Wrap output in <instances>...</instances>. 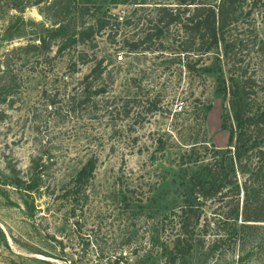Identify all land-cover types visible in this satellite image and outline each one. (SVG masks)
<instances>
[{
  "label": "rangeland",
  "instance_id": "obj_1",
  "mask_svg": "<svg viewBox=\"0 0 264 264\" xmlns=\"http://www.w3.org/2000/svg\"><path fill=\"white\" fill-rule=\"evenodd\" d=\"M96 1L99 11L84 15L79 28L96 27V18L104 12L118 17L95 29L92 39L59 50V40L52 37L57 25L53 10L27 6L0 14V51L37 37L49 41L47 48L31 49L24 58L46 57V63L26 61L23 66L28 79L35 77L24 99L13 101L12 107L0 104V169L7 159L25 168L40 150L45 161L65 156V162L59 159L52 168L74 169L89 149L97 146L99 151L87 197H37L40 211L34 216L27 214L18 192L0 183V228L7 239L0 245V264H169L174 226L167 214L180 203L183 184L209 159L212 147L222 151L229 143V132L220 125L221 115L229 111L228 87L239 80L238 71L264 77V7L252 16L244 15L245 9L238 12L205 53L182 51L177 39L183 32L175 27L161 38L160 47L133 52L125 41L144 37L152 30L157 7L175 5L176 0ZM78 49L89 56L75 71H68ZM99 58L105 66L99 80L107 91L95 106V117L81 107L73 112L74 100L68 101L63 93L74 92L72 87L78 88ZM63 73L67 88L56 77ZM43 88L62 99L58 108L47 104L50 96ZM143 95L157 102L148 120L143 113L134 116L135 107L126 112L128 97ZM57 170L55 176L60 177ZM202 258L197 250L174 264L211 263ZM224 264H232V259Z\"/></svg>",
  "mask_w": 264,
  "mask_h": 264
},
{
  "label": "trees",
  "instance_id": "obj_2",
  "mask_svg": "<svg viewBox=\"0 0 264 264\" xmlns=\"http://www.w3.org/2000/svg\"><path fill=\"white\" fill-rule=\"evenodd\" d=\"M113 2L126 4L144 1ZM96 3V0H0V14H7L12 9L23 11L27 6H35L39 11L53 10L57 25L52 29V37L59 40V50L92 39L95 29L118 17L102 11L104 14L96 18V27L89 24L79 28L85 22L84 15L94 16L99 11ZM263 7L264 0H176L175 5L158 6L152 30L142 38L125 41V45L128 51L133 52L139 48L156 49L163 45L161 38L171 35L170 28L175 27L183 32L177 39L182 51L195 50L202 54L219 42L220 34L238 18V12L245 9L244 15L252 16V12L260 11ZM186 10L191 11L185 15ZM12 15L15 16V13ZM48 46L49 41L37 37L25 44L6 46L0 51V104L6 102L12 107L13 101L24 99L28 85L35 77L33 75L28 79L29 74L23 66L27 62L32 64L40 60L46 63V57L43 60L37 57L33 61L24 58L28 57L27 52L31 49H45ZM88 56L87 51L78 49L67 65L68 71H75L77 65L84 63ZM101 63L102 58H99L82 76L78 88L75 85L72 87L74 92L64 91L63 95H67L68 101L74 100L76 104L73 112L81 107L86 113L92 112L90 117H95V106L107 91L105 84L99 80L105 67ZM238 72L239 80L233 81L234 85L227 90L230 94L229 111L221 115L220 122L221 127L229 132V143L222 151L212 147L209 159L183 184L180 203L167 214L174 226V234L168 241L169 264H174L178 258L185 259L197 250L202 254L204 263L224 264L232 259V264H264V77H256L254 73L247 74L246 71ZM56 77L61 87L67 88L68 76L63 73ZM41 91L50 96L47 101L49 106L59 107L56 103L61 98L57 100L56 94H47L46 88ZM152 98L147 95L128 97L127 104L131 105L126 110L127 114L135 107L134 116L143 113L144 119L148 120L147 115L157 108V102ZM127 104L124 103V107ZM2 112L0 110V117L3 116ZM43 154L42 150L33 154L25 168L7 159L6 170L0 169V183L20 194L30 216L40 211L35 200L43 195L85 199L88 183L99 159L97 146L92 147L80 159L78 167L69 169L63 166L64 169L59 171V168L52 166L59 159L61 163L65 162V156H50L45 161ZM55 169L60 172V177L55 176ZM50 177L56 181L48 182ZM7 200L15 205L8 197ZM6 240L0 228V245Z\"/></svg>",
  "mask_w": 264,
  "mask_h": 264
},
{
  "label": "built area",
  "instance_id": "obj_3",
  "mask_svg": "<svg viewBox=\"0 0 264 264\" xmlns=\"http://www.w3.org/2000/svg\"><path fill=\"white\" fill-rule=\"evenodd\" d=\"M177 107H178L179 109L182 108V104L179 103V104L177 105Z\"/></svg>",
  "mask_w": 264,
  "mask_h": 264
},
{
  "label": "crops",
  "instance_id": "obj_4",
  "mask_svg": "<svg viewBox=\"0 0 264 264\" xmlns=\"http://www.w3.org/2000/svg\"><path fill=\"white\" fill-rule=\"evenodd\" d=\"M0 252H1V249H0Z\"/></svg>",
  "mask_w": 264,
  "mask_h": 264
},
{
  "label": "water",
  "instance_id": "obj_5",
  "mask_svg": "<svg viewBox=\"0 0 264 264\" xmlns=\"http://www.w3.org/2000/svg\"><path fill=\"white\" fill-rule=\"evenodd\" d=\"M19 10V9H18Z\"/></svg>",
  "mask_w": 264,
  "mask_h": 264
}]
</instances>
